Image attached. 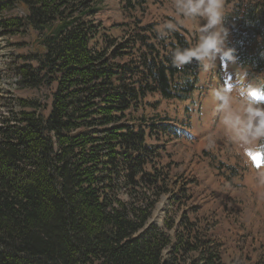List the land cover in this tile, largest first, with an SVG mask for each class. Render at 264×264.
Listing matches in <instances>:
<instances>
[{
    "label": "trees",
    "instance_id": "1",
    "mask_svg": "<svg viewBox=\"0 0 264 264\" xmlns=\"http://www.w3.org/2000/svg\"><path fill=\"white\" fill-rule=\"evenodd\" d=\"M101 4L0 0V34L29 38L11 68L20 86L56 84L50 110L0 90V264H247L224 262L217 218L192 203L197 182L165 162L162 137L179 133L146 111L149 96L184 102L196 90L201 64L171 63L188 35L158 38L148 0H125L127 21L106 28ZM232 12L230 48L262 73L264 0H236ZM259 150L264 159V139Z\"/></svg>",
    "mask_w": 264,
    "mask_h": 264
},
{
    "label": "rangeland",
    "instance_id": "2",
    "mask_svg": "<svg viewBox=\"0 0 264 264\" xmlns=\"http://www.w3.org/2000/svg\"><path fill=\"white\" fill-rule=\"evenodd\" d=\"M226 1L223 0L224 19L232 22L236 0H231L228 5ZM124 5L125 0H102L96 19L106 28L123 23L127 21ZM143 16L144 23L153 24L156 29L165 22L177 23L178 29L188 35L192 47L198 42L201 28L206 23L204 17L178 16L174 0H148ZM28 40L23 36L11 39L0 34V90L11 93L15 100L39 101L50 110L56 84L22 88L20 77L11 71L13 64H22L21 57L28 53L26 47L18 44ZM233 43L228 35L226 47L230 48ZM261 85H264V71L256 73L244 69L236 60L223 63L217 60L208 68L201 65L196 90L188 100L168 101L157 95L147 98V102L155 106H148L146 111L157 121L166 120L179 133V138L172 134L162 137L161 134V143L170 154L165 162L170 164L173 177L181 183L197 182L191 187L192 203L202 214L217 218L219 223L214 235L226 263L254 264L264 254V162L257 152L262 139L252 144L239 141L235 131L224 124L214 91L222 86L232 89L231 108L243 114L248 103L244 92L249 86ZM5 113L6 110L1 109L0 115ZM164 204L163 200L156 212L155 221L160 225L165 217Z\"/></svg>",
    "mask_w": 264,
    "mask_h": 264
},
{
    "label": "clouds",
    "instance_id": "3",
    "mask_svg": "<svg viewBox=\"0 0 264 264\" xmlns=\"http://www.w3.org/2000/svg\"><path fill=\"white\" fill-rule=\"evenodd\" d=\"M174 7L178 16L204 17L206 23L201 28V35L194 47H177L172 52V67L182 69L193 61L205 68L213 66L217 60L222 63L235 62L236 49L226 47L225 44L229 33L223 28V0H174ZM177 30L178 24L170 21L156 29L160 39ZM214 96L224 124L235 131L239 141L252 144L258 139H264V86H249L244 92L248 103L243 114L231 108L232 89L222 86L214 91Z\"/></svg>",
    "mask_w": 264,
    "mask_h": 264
},
{
    "label": "crops",
    "instance_id": "4",
    "mask_svg": "<svg viewBox=\"0 0 264 264\" xmlns=\"http://www.w3.org/2000/svg\"><path fill=\"white\" fill-rule=\"evenodd\" d=\"M262 181L264 182V178H262Z\"/></svg>",
    "mask_w": 264,
    "mask_h": 264
}]
</instances>
